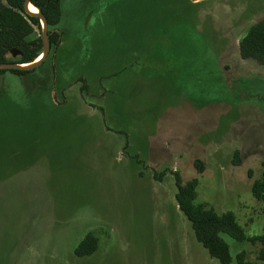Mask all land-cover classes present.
I'll list each match as a JSON object with an SVG mask.
<instances>
[{"label":"rangeland","instance_id":"obj_1","mask_svg":"<svg viewBox=\"0 0 264 264\" xmlns=\"http://www.w3.org/2000/svg\"><path fill=\"white\" fill-rule=\"evenodd\" d=\"M61 10L58 50L0 75V264H221L178 209L174 172L198 180L195 203L264 235L251 191L264 176V65L238 52L264 0ZM89 232L97 250L79 257ZM221 237L231 264L241 251L264 264L261 242Z\"/></svg>","mask_w":264,"mask_h":264},{"label":"trees","instance_id":"obj_2","mask_svg":"<svg viewBox=\"0 0 264 264\" xmlns=\"http://www.w3.org/2000/svg\"><path fill=\"white\" fill-rule=\"evenodd\" d=\"M62 1L30 0L47 20L51 52L57 51L61 42L62 33L58 24L62 17ZM24 2L25 0H0V63L28 64L35 61L42 52L40 20L26 13ZM12 50L19 53L15 58L11 56ZM238 52L242 59H251L264 65V18L252 24L240 38ZM46 58L37 67H40ZM34 69L0 70V75L10 72L16 76H26ZM86 88V84H83L80 90ZM195 165L199 170L202 168L199 161H196ZM174 176L177 207L190 222L196 241L206 249L210 257L221 264L232 263L228 245L221 237V234H226L239 243L261 242L263 247L257 253V260L264 261V235L248 237L231 212L217 213L205 204L195 203L198 180L194 178L183 182L177 172H174ZM251 191L258 201L264 202V176L252 184ZM97 246L98 237L89 232L75 248V254L79 257L91 255L97 250ZM236 264H251L246 261L244 251L237 253Z\"/></svg>","mask_w":264,"mask_h":264},{"label":"water","instance_id":"obj_3","mask_svg":"<svg viewBox=\"0 0 264 264\" xmlns=\"http://www.w3.org/2000/svg\"><path fill=\"white\" fill-rule=\"evenodd\" d=\"M32 5L30 0H25L24 2V9L26 13H28L31 16L37 17L40 20L41 23V41H42V52H41V58L38 60H35L28 64H17L13 62H7V63H0V70H32L36 68L49 54L50 52V46L48 42V23L45 18V16L40 12L38 8L36 12H31L29 10V6ZM33 6V5H32ZM18 52L15 50L11 51V56L15 58L18 56Z\"/></svg>","mask_w":264,"mask_h":264},{"label":"bare ground","instance_id":"obj_4","mask_svg":"<svg viewBox=\"0 0 264 264\" xmlns=\"http://www.w3.org/2000/svg\"><path fill=\"white\" fill-rule=\"evenodd\" d=\"M29 10L31 12H36L37 11V9L34 6H32V5L29 6ZM39 58H41V55L36 60H38Z\"/></svg>","mask_w":264,"mask_h":264},{"label":"crops","instance_id":"obj_5","mask_svg":"<svg viewBox=\"0 0 264 264\" xmlns=\"http://www.w3.org/2000/svg\"><path fill=\"white\" fill-rule=\"evenodd\" d=\"M87 1V0H86ZM88 14H90V13H88ZM90 17V16H89ZM61 43V42H60ZM60 46V45H59Z\"/></svg>","mask_w":264,"mask_h":264}]
</instances>
